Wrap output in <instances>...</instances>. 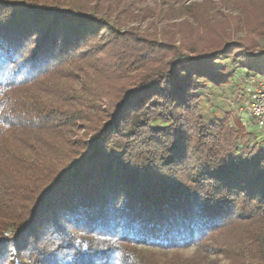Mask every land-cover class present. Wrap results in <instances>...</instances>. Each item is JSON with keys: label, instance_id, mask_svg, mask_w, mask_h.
I'll return each instance as SVG.
<instances>
[{"label": "trees", "instance_id": "trees-1", "mask_svg": "<svg viewBox=\"0 0 264 264\" xmlns=\"http://www.w3.org/2000/svg\"><path fill=\"white\" fill-rule=\"evenodd\" d=\"M142 1L0 0V264H264V141L229 145L206 129L183 151L192 129L179 111L191 102L186 67L246 45L223 42L234 20L222 11L261 32L264 0H159L199 24L162 34L126 29ZM212 6L220 21L205 17ZM135 137L145 150L127 145ZM159 137L172 138L169 157ZM195 242L198 255L166 263L135 247Z\"/></svg>", "mask_w": 264, "mask_h": 264}, {"label": "rangeland", "instance_id": "rangeland-1", "mask_svg": "<svg viewBox=\"0 0 264 264\" xmlns=\"http://www.w3.org/2000/svg\"><path fill=\"white\" fill-rule=\"evenodd\" d=\"M156 1L158 4H155V0H143L141 3L139 2V5H136L134 9V13L138 15V19L135 22H128L126 29L131 28L133 30L148 31L151 34H162L165 31L171 32L176 24L188 23L198 28L199 24L194 20L185 15H180L178 12L174 14L170 7L161 5L158 2L159 0ZM175 8L177 9V6ZM206 11L209 12L205 16L207 19L213 18V20H217V18H215V13L217 12L216 7H208ZM222 13L223 15L220 17L223 19L221 20L226 21L229 17L234 20L227 21L228 26L224 28L225 32L222 37L223 42H242L246 45L242 51H234L229 54L227 59L214 61L202 66L186 67L187 72L183 74V78L193 75L192 87L189 92L190 98L188 99L191 100V102L188 104L187 108H183L179 111H182L186 121L187 118L189 119L188 128L192 129V131L186 132V134L182 132L183 141L180 145L183 151L184 147H187L190 143L192 148L194 145H198V135H202V132H205L206 129L210 131L212 135L225 132L227 136H229V138H226V140H228L227 144L229 145L233 144L236 139L237 145H242L243 142L251 138H255L254 142L256 145L264 141V131L258 130L249 117L244 114L245 106L252 100L255 89L258 87L259 83L264 82V73L251 72L247 69L251 62H260L264 65V30L261 32H254L243 27V21L246 20V16L242 15L239 11L229 12L224 9ZM229 14L231 15L227 16ZM0 17H3L2 11H0ZM240 19H242V22L239 21ZM184 26L185 24L183 27ZM200 32H204V29L201 28ZM101 36L108 37V39L111 37L105 32L101 33ZM210 38L215 37L213 35V37ZM101 43L102 45L104 44V42H94L97 47H103ZM92 44V42H89L87 46H84L83 50L89 49ZM191 52L192 51H186L185 54L194 56ZM198 71L201 72L202 76H196ZM105 108L106 106L104 105L102 109ZM148 113L149 112H147V114ZM135 115V113H128L126 116L127 120L124 119L125 121L120 125V129H123V131L128 130V122H131ZM83 133L84 130H81L80 135ZM89 134L90 133H88V135ZM188 137L189 141H186ZM179 138H181V135L177 137V139ZM117 139H119L118 136H111L109 141L114 143ZM127 141V145L135 146V151H139L140 149L145 150L144 146L140 144L143 138H129ZM159 141H161L162 145L155 146V149L158 151H160V149L161 151L166 150L164 157H169V153L173 151V145H170L172 138L166 139L159 137ZM224 145H226V143ZM167 151L170 152L168 153ZM163 165H165V163H163ZM164 170L172 171L174 169H172V167H165ZM107 214L109 213L107 212ZM99 215H101L99 217L100 219L104 216L102 212ZM97 221L98 220H96L95 223H97ZM107 221L110 220H108V217H105V219L100 222V225L104 226ZM47 222V220L45 222L42 221L43 228H47ZM67 230L72 237L82 238L81 235H83V232L77 229V227H69ZM41 232H43V229ZM94 237L97 238V236ZM53 239V242H56L58 237H54ZM211 239L210 235L207 236L204 239L205 245L210 244L209 241ZM61 241L60 239L59 242ZM135 247L148 256H154L160 263H166L177 259H190L198 255L199 252L197 242L185 247L179 246L168 249L149 244H140ZM6 255L8 260H11L14 256L13 248L8 249ZM23 256L25 257L26 254H23ZM209 260L216 264H227L225 259L221 256L215 258V256L210 255Z\"/></svg>", "mask_w": 264, "mask_h": 264}, {"label": "built area", "instance_id": "built-area-1", "mask_svg": "<svg viewBox=\"0 0 264 264\" xmlns=\"http://www.w3.org/2000/svg\"><path fill=\"white\" fill-rule=\"evenodd\" d=\"M244 111L253 125L258 130L264 131V82L259 83L252 100L246 104Z\"/></svg>", "mask_w": 264, "mask_h": 264}]
</instances>
